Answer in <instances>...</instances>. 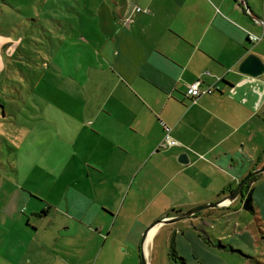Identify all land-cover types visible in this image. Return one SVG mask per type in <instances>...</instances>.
<instances>
[{
    "label": "crops",
    "instance_id": "1",
    "mask_svg": "<svg viewBox=\"0 0 264 264\" xmlns=\"http://www.w3.org/2000/svg\"><path fill=\"white\" fill-rule=\"evenodd\" d=\"M107 2L113 15L103 14L97 2L90 11L93 26L77 35L78 41L83 37L79 44L90 56L84 60L85 68H81V55H76L63 75L64 80L75 82L82 73L88 87L89 109L84 111L88 117L76 132L82 141L74 145L88 152L91 165L82 172L91 180L87 185L94 198L83 189L72 188V208L93 211L89 226L94 231L97 226L102 231L107 227V240L114 237L122 244L123 237L114 228L125 200L117 212L102 195L120 190L126 192V199L135 187L125 213L135 221L132 227L130 223L127 240L142 250L140 238L150 222L141 221L142 212L150 211L157 199L139 209L138 201L147 199L141 196H157L168 188H173L174 194L185 191L188 179L199 186L201 176L196 173L201 168L212 182L210 186L205 182V188L221 195L264 161V73L253 76L239 69L250 53L264 62V0ZM97 15H101L102 26L94 21ZM197 80L202 88L214 86V91L189 96L188 89ZM166 127L177 144L161 145ZM181 153H188V163L178 161ZM187 172L190 177L183 176ZM160 177L166 180L162 184L154 181ZM168 201L185 210L194 206L172 197ZM105 211L114 213L111 219L100 221ZM161 224L155 226L157 230ZM152 230L143 246L147 258L156 234ZM135 237L138 240L133 243ZM61 240L73 247L54 253L47 241H40V252L25 253L28 257L17 264L100 261L95 245L94 251H85L94 239L82 241V250L77 252L73 248L79 247L78 238L58 236L54 242Z\"/></svg>",
    "mask_w": 264,
    "mask_h": 264
},
{
    "label": "rangeland",
    "instance_id": "2",
    "mask_svg": "<svg viewBox=\"0 0 264 264\" xmlns=\"http://www.w3.org/2000/svg\"><path fill=\"white\" fill-rule=\"evenodd\" d=\"M97 2L103 14L113 15L107 0H0V264H17L28 257V252H40V241H47L54 253L73 247L63 240L56 244L58 236L78 238L79 247L74 245V252L82 250V241L94 239L85 251H94L95 245L102 264H141V250L127 240L135 221L125 213L135 187L126 199V192L120 190L102 195L117 212L125 200L114 228L123 237L122 244L114 237L107 240V227L102 231L97 226L94 231L89 226L93 211L72 208V188L83 189L94 198L87 185L90 178L82 172L91 165L88 152L74 145L82 141L76 132L88 117L84 113L89 109L88 87L82 73L75 82L64 80L63 75L76 55H81L82 69L84 60L90 58L87 48L79 44L83 37L78 41L77 35L93 26L90 11ZM101 19L97 15L94 21L102 26ZM196 175L201 176L199 186L196 180L188 179L185 191L176 190L174 194L173 188H168L157 196H141L147 198L142 203L137 200L140 209L150 199H157L150 211L142 212L141 221H150L143 233L158 220L173 219L230 193L220 195L205 188V182L209 186L212 182L202 168ZM184 177L180 180L183 185ZM154 181L162 184L166 180L160 177ZM251 186L254 212L245 209L238 196L191 217L164 222L158 230L153 228L156 234L151 238L149 263L184 264L185 259L186 264H264V172ZM168 197L194 206L186 210L173 206ZM111 211H105L100 221L111 219ZM136 240L138 237L133 243Z\"/></svg>",
    "mask_w": 264,
    "mask_h": 264
},
{
    "label": "water",
    "instance_id": "3",
    "mask_svg": "<svg viewBox=\"0 0 264 264\" xmlns=\"http://www.w3.org/2000/svg\"><path fill=\"white\" fill-rule=\"evenodd\" d=\"M248 9H251V7L249 5H247ZM239 69L241 72L243 73H247L253 76H259L262 75L264 73V62L263 60L256 54L254 53H250L246 56V58L242 61V63L239 66ZM178 161L181 163H188L189 162V156L188 153H181L178 157ZM264 172V163L262 164V166L253 169L252 171H250L249 173H247L239 182L238 186H236L235 189H233L229 194H227L225 197H223L221 200L213 202V203H204L201 205H197L185 212H182L181 214H179L177 217L173 218V219H166V220H158L157 222L149 225L145 232L143 233L142 236V241H141V246H142V250H141V260H142V264H150L149 260L147 258V255L145 253V250L143 248L145 240L150 232V230L152 228H154L157 224L160 223H164V222H171V221H176V220H180L183 218H188L191 217L192 215H195L196 213H198L200 210L208 208V207H217L220 206L222 204V202H224L225 200H234L236 199L238 196H240L242 194V191L244 189L245 184L248 182V180L253 176V175H257Z\"/></svg>",
    "mask_w": 264,
    "mask_h": 264
},
{
    "label": "built area",
    "instance_id": "4",
    "mask_svg": "<svg viewBox=\"0 0 264 264\" xmlns=\"http://www.w3.org/2000/svg\"><path fill=\"white\" fill-rule=\"evenodd\" d=\"M255 39H256V37H255ZM201 86H202V83L200 80L193 82L188 89V95L195 98V97L200 96L203 93H211L215 89V87L211 86V85L207 86L205 88H202ZM166 130H167V132L165 134L164 140H163L161 145L166 146V145L177 144V140L174 139L169 133V127H166Z\"/></svg>",
    "mask_w": 264,
    "mask_h": 264
},
{
    "label": "trees",
    "instance_id": "5",
    "mask_svg": "<svg viewBox=\"0 0 264 264\" xmlns=\"http://www.w3.org/2000/svg\"><path fill=\"white\" fill-rule=\"evenodd\" d=\"M257 177H258V174L253 175L248 180V182L244 186L242 194L240 195L242 197L243 207L247 210H251L252 212L255 211V208H254V198H253L254 186H251V183L254 182ZM233 189L234 188H231L229 192H231ZM173 251L176 253L174 248H173ZM183 260H184V264H186L185 259Z\"/></svg>",
    "mask_w": 264,
    "mask_h": 264
},
{
    "label": "bare ground",
    "instance_id": "6",
    "mask_svg": "<svg viewBox=\"0 0 264 264\" xmlns=\"http://www.w3.org/2000/svg\"><path fill=\"white\" fill-rule=\"evenodd\" d=\"M151 231V230H150ZM149 235V234H148ZM148 237V236H147ZM147 239V238H146ZM145 242H146V240H145ZM145 246V245H144Z\"/></svg>",
    "mask_w": 264,
    "mask_h": 264
},
{
    "label": "flooded vegetation",
    "instance_id": "7",
    "mask_svg": "<svg viewBox=\"0 0 264 264\" xmlns=\"http://www.w3.org/2000/svg\"><path fill=\"white\" fill-rule=\"evenodd\" d=\"M240 182V181H239Z\"/></svg>",
    "mask_w": 264,
    "mask_h": 264
}]
</instances>
